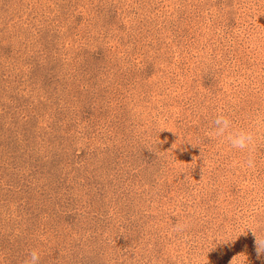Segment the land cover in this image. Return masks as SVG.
<instances>
[{"label":"rangeland","instance_id":"1","mask_svg":"<svg viewBox=\"0 0 264 264\" xmlns=\"http://www.w3.org/2000/svg\"><path fill=\"white\" fill-rule=\"evenodd\" d=\"M253 232L264 0H0V264H264Z\"/></svg>","mask_w":264,"mask_h":264},{"label":"clouds","instance_id":"2","mask_svg":"<svg viewBox=\"0 0 264 264\" xmlns=\"http://www.w3.org/2000/svg\"><path fill=\"white\" fill-rule=\"evenodd\" d=\"M212 125L213 127L209 134L226 140L232 149L246 153L244 165L248 169H254L256 167L254 151L257 140L255 133L249 129L235 128L233 121L223 113L215 116ZM185 229L186 225L176 224L173 231L182 233ZM253 234L256 238L255 243L258 256L264 254V238L258 237L255 232ZM39 261V253L33 250L29 258L24 261V264H39Z\"/></svg>","mask_w":264,"mask_h":264}]
</instances>
